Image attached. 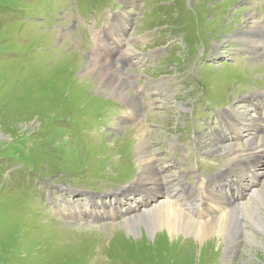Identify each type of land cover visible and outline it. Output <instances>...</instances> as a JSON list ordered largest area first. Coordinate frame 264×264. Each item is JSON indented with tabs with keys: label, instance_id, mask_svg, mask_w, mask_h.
Here are the masks:
<instances>
[{
	"label": "rangeland",
	"instance_id": "rangeland-1",
	"mask_svg": "<svg viewBox=\"0 0 264 264\" xmlns=\"http://www.w3.org/2000/svg\"><path fill=\"white\" fill-rule=\"evenodd\" d=\"M248 13L264 24V0H0V264H264V232L242 210L244 230L228 236L236 238L231 244L218 234L197 241L184 231L174 241L159 240L160 229L148 236L143 222L136 232L125 223L147 205L141 191L148 190L134 184L144 169L142 151L155 170L171 168L175 182L184 174L190 189L179 201L189 215V194L200 214L199 204L216 186L213 175L226 169L217 187L238 206L233 210L262 191L255 201L264 219V177L252 192L246 181L234 183L236 169L227 172L242 157L251 161L245 151L252 138L236 142L230 159L221 155L225 147L214 151L207 143V134L232 133L221 111L243 101L251 108L245 90L264 93V58L241 53L235 36L250 27ZM100 32L132 50L130 61L117 56L115 63L138 98L139 122L124 121L128 102L115 101L107 83L85 74L90 66L104 69L96 63ZM107 70L110 79L119 76L112 66ZM196 170L210 187L200 188ZM152 182L159 186L156 177ZM155 188L158 198L163 190ZM236 189L245 194L238 204ZM89 195L95 201H84ZM102 201L116 202L107 209L115 217L76 221L70 214L86 208L84 217L105 214Z\"/></svg>",
	"mask_w": 264,
	"mask_h": 264
},
{
	"label": "bare ground",
	"instance_id": "bare-ground-1",
	"mask_svg": "<svg viewBox=\"0 0 264 264\" xmlns=\"http://www.w3.org/2000/svg\"><path fill=\"white\" fill-rule=\"evenodd\" d=\"M252 18L253 16H251V13H248L247 20L250 21V27L246 29V31L244 32L235 34V36H239V38H241L242 40V47H240L241 53L254 54L255 59H260V58H264V24L260 20L252 21L251 20ZM94 37L96 38L95 43L97 46V49H95L96 50L95 53L96 55L102 54L96 59V63L100 64L97 67H100L99 69H102V68L104 69L101 70L102 71L101 73L96 69V67L90 66L89 68L85 69V74L90 77L97 78L99 80L102 79V82L107 83L109 85L108 94H110L111 97L115 98L114 99L115 101L117 99L120 101L123 100L124 102H128L126 104H128L127 107L130 108L129 109L130 111L127 112V116H126L127 120H124V121L139 122L140 121L139 117L141 116L139 111L141 109H137V108H141V107L138 104V98L136 96L131 95V93H129V90H128L129 84L125 80H123L124 74H125L124 70L122 66H119L118 64L115 63L117 56H118V60L120 61H124V62L130 61L132 54H133L132 50L126 48L127 50L124 52L122 48V44L124 43V46H126L125 40L117 39V37H114L113 35L109 37V36H106L104 32H100L97 34L95 33ZM107 37L110 38V41L107 39ZM109 42L111 44L113 43L115 46L110 45ZM104 56L112 57L114 59L112 60L109 58H105ZM236 57H240V55L238 56L235 55L233 58L235 59ZM238 59L244 60L245 57L238 58ZM262 65L263 64H259L256 66V68H261L260 66ZM111 66L117 71V74L119 75L118 77L114 76V79H110L112 75L107 70V68ZM131 76L132 75L130 74V77ZM133 76L135 77V79L137 78L136 74ZM132 84L134 85V83ZM136 85H138L139 87H143L142 85L137 84V83ZM142 91H145V87H143ZM245 91L246 93L251 94L249 98L247 99V102L251 101L253 106L249 108L248 105L244 103L245 101H243L241 103H238V104L236 103V104L231 105L228 110L221 111L219 113V116L222 118L221 123L223 122L229 128H231L232 133L229 135H223V136L216 135V137H214L215 135L211 136L210 134H207L208 135L207 143L209 144L208 146L210 148H214L213 149L214 151H218L220 148L225 147L226 150L223 153H221V155L227 156V158L229 157L230 159V157L237 154L238 152V150L232 149L234 145L236 144V142H243V139L251 137L252 141L247 146L249 149L245 151L246 156L251 161H247L244 163V160H243L244 157H242V159L236 162L232 168H231L232 164L228 165L227 172L231 169H236L239 175L242 173L243 174L241 175L242 177H240L235 172L232 173V175L236 176V178L233 179L234 183L240 186L241 184H244V183H240L241 181L243 182L246 181L248 186L250 187V191L256 192V190L259 188H255V187L260 186L259 182H261L262 178L264 177V167H261V162L263 161L262 158H264V141H261V143H258L259 141L257 139V136L259 135H260V138H264V93H260L258 91H248V90H245ZM98 92L100 93V90H98ZM100 95L107 96L105 93L100 94ZM129 100L132 102H130ZM232 100H235V99H232ZM189 150H191V147H189ZM209 153H211V151H209ZM141 154L144 157V163L142 167L144 168L143 169L144 171L142 170V172L137 174L136 179H138V181L135 182L134 184H138L136 185L139 188L138 190H143V189L148 190V191H141V197L145 196L143 199H147L145 200L147 205L139 209L141 211L139 214L132 215L129 218H127V220L125 221V223L129 224V229L131 230V232L135 230L137 231L136 228H137L138 222L140 223L143 222V227H141L143 234H146L149 236L151 231H153L154 229H160V232H158L157 234L158 239L161 237L162 238L164 237V238H169L171 241H174L178 239L176 232L184 231L186 232V234L193 233L195 237L197 238V241L205 239V237H207L208 235L218 234L220 236L227 237L228 244H231L232 242L236 240V238L234 240L231 238L232 239L231 241V239L228 236L232 235L233 237L235 235L237 237L238 234H240V231L244 230L241 224L243 223L245 225L244 223L245 220L243 218V214H242V217L240 216L241 210L244 211L243 213L250 220V223L255 224L258 228H260L264 232V219L262 217L263 212L262 211L260 212L259 205H257L255 201L257 197L262 198V194H261L262 191L261 193H257L258 196L253 194L252 198L250 196V198H248L249 200L246 201V199L244 200L245 194L240 192L238 189H236L235 193L232 192V195L234 197V194H236L238 198L237 199L235 198V201L234 200L233 201L235 203H237L238 199L244 200V201L242 202L243 205H241L240 209L233 210L237 208L238 206L236 204L231 203L230 197L228 196L227 191H225L226 192L225 194L224 192H222V190L219 187H217V184L220 181V178L224 175H227L226 169H224L225 171H219L218 174L213 175V176H216V182H215L216 186H212L211 188L207 190V194H208L207 199L204 198L206 200L202 201L201 203L203 204L200 203L197 209V212H199L200 214L194 213V203L189 194V198L191 200L187 202L186 204H184L185 207L187 206L190 213H192L189 215L184 210V208L182 207V204H180V201H179V198H182L183 195L188 194L189 189H190V186L186 182H184L183 179H181L184 176V174L183 173L182 175L179 174L180 176L175 175L177 178V181L178 179H180L179 182L177 183V181L175 182L174 180L175 178L173 177L174 178L173 179L171 177V174H170L171 168L169 169L164 168L163 170L160 169L157 171L154 169L156 167L154 166L152 159L149 158L147 152L142 151ZM233 159L237 160V157H233ZM175 161L177 164L181 162V160L179 161L177 159ZM215 163H216V160H215ZM211 167H214V166H211ZM145 171L146 173L144 174L143 172ZM143 175L146 177V179H144L142 183ZM246 175L250 178V180L247 181L245 179ZM154 177H156V181H158L159 186L157 185V183L152 182V178ZM193 178L196 179L197 182L196 181L195 182L197 184L200 183L201 189L202 188L205 189L206 187H210L211 185V183H209V185L207 186V178H204L202 177L201 174H198L197 170L194 171ZM155 186L163 190L162 195L158 197L160 200L152 194L154 190L157 191ZM182 187L184 189H182ZM229 190L231 192L232 189H229ZM218 195H220L221 197V202H219L218 200ZM112 197H115L114 201L116 200L121 204L120 200L117 199L119 197L117 196L116 191H112ZM112 197L109 200H111ZM148 197H150L151 200L148 201L149 199ZM153 198H156V199L152 200ZM84 199H85L84 201H95V198L93 197V195L85 196ZM84 201L77 200L76 202L78 204L79 203L84 204L85 203ZM102 202L104 205L102 209L105 210V214H102L100 211L101 209H99V213L94 214L96 217H93V215L84 217L85 212L87 213L88 211L87 208L82 209L81 211H74V212L72 211V213L70 214L73 215V219L76 221H79V220L83 221L84 218L85 219L93 218L94 220L95 219L97 220L99 219V217H105V215L108 218L115 217L114 212L112 211V213L111 212L107 213V209L110 211L114 209L115 207H117L116 202H113V201L111 202L112 207L110 205H106L104 201ZM204 203H207V209H209V207L211 208L210 212L208 213V215H210L209 217L207 216V214H205L204 210H205L206 204ZM222 204H225L226 206ZM122 212L124 213L123 214L124 217L127 215H130V210L124 209ZM119 218H123V217H116V219H119ZM128 231L129 230H127V232ZM250 232H247V234ZM250 236H251V239L255 243L260 244L261 239L258 236L251 235V234ZM230 247H231L230 249L236 248L234 243L230 245ZM224 264H229V260H224Z\"/></svg>",
	"mask_w": 264,
	"mask_h": 264
}]
</instances>
